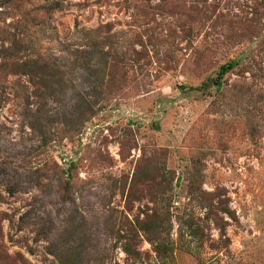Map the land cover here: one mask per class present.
Returning <instances> with one entry per match:
<instances>
[{"label":"rangeland","instance_id":"obj_1","mask_svg":"<svg viewBox=\"0 0 264 264\" xmlns=\"http://www.w3.org/2000/svg\"><path fill=\"white\" fill-rule=\"evenodd\" d=\"M0 264H264V0H0Z\"/></svg>","mask_w":264,"mask_h":264},{"label":"trees","instance_id":"obj_2","mask_svg":"<svg viewBox=\"0 0 264 264\" xmlns=\"http://www.w3.org/2000/svg\"><path fill=\"white\" fill-rule=\"evenodd\" d=\"M239 65V61L237 60H232L229 63L221 66L220 71H219V75L217 80L215 81L216 84H218L219 87L222 86V79H224V76L227 75L228 73H230L232 70H234L237 66ZM119 69V71H117ZM125 72H124V68L120 67L117 63H114V65L112 64L109 68H108V73L106 76H108L107 80L105 81L103 85L104 87V91L105 93L108 92L110 90V88H114L115 87H111L115 82H113L114 80H122L123 77H125ZM116 77V78H115ZM119 83V82H117ZM202 87H198L197 90H200Z\"/></svg>","mask_w":264,"mask_h":264}]
</instances>
